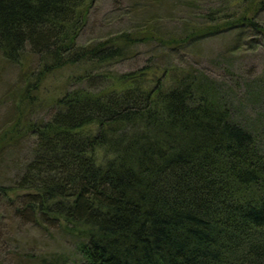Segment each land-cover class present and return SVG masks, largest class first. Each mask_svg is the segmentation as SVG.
Masks as SVG:
<instances>
[{"label": "trees", "instance_id": "1", "mask_svg": "<svg viewBox=\"0 0 264 264\" xmlns=\"http://www.w3.org/2000/svg\"><path fill=\"white\" fill-rule=\"evenodd\" d=\"M230 1L172 2L185 11L179 32L163 30L151 12L79 42L92 0H0V51L26 63L13 91L25 102L0 129V153L35 137L10 189L55 222L74 264H264V78L245 81L239 94L157 53L225 32L235 43L264 37V0H232L229 9ZM141 40L158 50L151 63L109 67ZM52 74L64 75L61 90L36 100ZM45 100L50 118H33L35 101Z\"/></svg>", "mask_w": 264, "mask_h": 264}, {"label": "rangeland", "instance_id": "2", "mask_svg": "<svg viewBox=\"0 0 264 264\" xmlns=\"http://www.w3.org/2000/svg\"><path fill=\"white\" fill-rule=\"evenodd\" d=\"M162 2L163 4L148 3L145 0H92L88 20L81 29L78 41L84 42L130 29L144 14L151 12L158 13V25L163 30L181 31L185 11L171 5L172 2L177 3V0ZM232 2L231 0L229 9L235 6ZM259 22L264 23V11L260 14ZM154 45L141 40L135 47L136 51H131V54L121 57L109 67L124 71L151 63L158 51L152 50ZM26 53V62H30L31 67L34 66L36 55L28 47ZM157 53L163 64L202 69L216 79L225 81L228 88H235L239 94L244 92L245 81L257 76L264 78V37L260 33H249L243 36L241 43H235L234 33L225 32L206 37L193 44L190 49L177 48L172 51L164 46ZM24 63L25 61H10L0 51V129L13 118L15 104L21 99L13 91L23 76L21 72ZM62 74H52L38 82L41 93L36 100L48 98L50 94L56 95L63 86ZM94 81L99 82V78ZM19 102L24 103L25 99ZM234 103L238 104L236 101ZM34 104L31 113L33 118H50L54 108L49 102L45 100L39 104L35 101ZM263 107L261 105L257 108L261 110ZM255 109L249 104H239L237 111L245 110L252 115L256 113ZM34 138L33 135L26 134L17 143L3 147L0 153V264H49L53 260L58 264H74L77 256L72 243L62 237L58 227L53 225L55 222H43L35 210L25 206L22 195L10 189L31 155Z\"/></svg>", "mask_w": 264, "mask_h": 264}]
</instances>
